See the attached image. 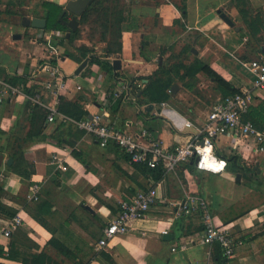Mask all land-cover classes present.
Here are the masks:
<instances>
[{"label": "crops", "instance_id": "crops-1", "mask_svg": "<svg viewBox=\"0 0 264 264\" xmlns=\"http://www.w3.org/2000/svg\"><path fill=\"white\" fill-rule=\"evenodd\" d=\"M27 1L37 6L42 2L61 6L59 18L65 16L66 21L74 16L66 7L76 0ZM247 1L254 11H264V0ZM235 2L186 0L183 16L179 0H125L119 52H109L108 43H92L83 37L69 43V32L0 21V68L19 77L16 86L0 75L1 220L13 218L9 214L16 212L22 220L18 233L23 239H34L39 254L53 240L63 245L68 253H60L65 259L61 264H106L104 254L117 264H224L218 244L201 243L202 213L186 214L177 206L195 194L206 200L216 224L230 229L235 238L233 264H264V199L248 204L253 193L264 196V153L258 151L253 138L227 134L215 139L216 156L222 161L240 157L236 167L230 163L225 171L214 174L198 170L190 161L156 180L153 172L132 164L117 147L102 148L92 134L42 118L58 109L59 98L64 97L89 118L99 116L103 124L127 134L147 131L144 144L154 141L164 148L184 145L225 98L203 71L191 76L200 65L210 67L242 93H251V106L264 102V89L254 90L248 68L250 62L264 60V48L254 51L248 43ZM34 9L41 14L36 18H42L45 9ZM219 11L233 20L234 27ZM15 35L21 39H14ZM82 51H90L89 57ZM90 56L106 59L114 75L91 63ZM50 61L58 63L62 74L58 80H52L47 72L46 68L53 66ZM161 69L167 71L164 77L171 78L173 92L164 103H153L144 91L162 76ZM23 81L34 95L22 87ZM122 85L129 90L121 98H108ZM36 106L42 109L38 114ZM186 122L193 126L186 127ZM25 164H29L30 177ZM35 184L40 186L39 200L30 201L28 195ZM152 188L157 189L159 198L146 217L131 222L128 232L116 236L105 249L96 250L105 229L118 216L120 202ZM42 202H47L50 210L38 211L36 206ZM165 234L172 238L165 240ZM14 244L13 238L0 236V263L19 264L7 258Z\"/></svg>", "mask_w": 264, "mask_h": 264}, {"label": "built area", "instance_id": "built-area-1", "mask_svg": "<svg viewBox=\"0 0 264 264\" xmlns=\"http://www.w3.org/2000/svg\"><path fill=\"white\" fill-rule=\"evenodd\" d=\"M253 75L254 90L264 89V64L261 61H252L248 64ZM47 72L52 80L62 77L59 68L48 66ZM49 87L52 84H48ZM10 91L17 93L18 89L10 88ZM80 90L81 87H78ZM128 86L122 85L121 88L108 96L116 100L128 91ZM253 103V96L249 92L239 93L225 97L216 104L207 117L204 127L198 134L192 136L184 145L172 148H164L158 142L144 144L142 138L148 136L147 131L140 135L132 136L121 130L103 124L99 116L75 120L53 109L47 116L48 123L57 120L60 123H67L78 129L92 134L102 148L108 146L118 147L124 152L132 164L147 165L151 169L162 167L165 173L174 171L178 166L187 162L194 161L196 168L200 171L218 174L225 171L227 162L220 160L214 151V141L219 136L235 134L241 138H253L257 149L264 153V130L255 127L251 121H244V115L249 112ZM190 122H186V127H192ZM214 167H218L215 170ZM40 186L35 184L31 187L28 199L38 201ZM159 198L156 188L147 191H140L129 200H123L119 204V214L105 229L104 237L95 245V249L100 251L108 247L109 243L118 235L126 234L133 221L142 220L148 211L156 204ZM180 211L190 214L196 211L202 213L204 233L201 238L202 244H218L224 252L225 263L233 264L235 256L236 241L230 229L218 226L209 211L208 204L201 196L190 194L185 201L177 203ZM3 202L0 200V208ZM22 220L15 216L8 220L0 218V236L9 239L13 232L20 227Z\"/></svg>", "mask_w": 264, "mask_h": 264}, {"label": "trees", "instance_id": "trees-1", "mask_svg": "<svg viewBox=\"0 0 264 264\" xmlns=\"http://www.w3.org/2000/svg\"><path fill=\"white\" fill-rule=\"evenodd\" d=\"M125 0H92L91 3L88 5V7L85 9L82 16L79 18V23L81 26L85 27L86 25H89L90 29V41L92 42L95 40L96 36H98L99 42H105L109 44V52H119L121 51L122 44L120 42L122 38V31H123V23L125 22ZM235 5L239 11V14L242 18V21L248 26L250 25L249 29H253L252 22L261 21L260 19H251L250 16L252 13H255L257 11H254V9L251 7V4L247 0H235ZM38 6H41L45 9L43 12L42 18L47 21L46 30H60L62 32H69L71 33V37L68 39L69 43L73 42L75 39H79L83 30L81 28H78L76 31H72L67 25H65L63 22L66 21V17L64 16L63 19H60L59 16L63 12V8L61 6L52 4L50 2H42L41 4H38ZM178 8L182 12L183 16L186 15V0H179ZM7 13H10L7 11ZM32 14L35 17H40L41 14L37 9L32 10ZM1 21V20H0ZM113 47V49H112ZM81 50H84L85 47L80 48ZM115 49V50H114ZM85 54L84 56L89 57L90 51L81 52ZM65 54H69L68 51L65 52ZM69 56L73 57V54H69ZM91 63H97L99 64L103 70H105L109 75H114L113 66L106 60V59H100L96 56H90ZM50 64L57 67L58 63L56 61H50ZM184 69L185 66H182ZM188 69V67H186ZM194 68V67H193ZM192 68V69H193ZM190 70V68H189ZM198 71H203L209 79L214 81L222 90L225 97L235 95L242 93L240 90L233 87L231 84H229L224 78H222L218 73H216L214 70H212L208 66L200 65L199 68L195 71L191 76H194ZM196 72V73H195ZM162 76H157L158 79H156L154 82L149 84L147 88L145 89V94L148 96V99L151 102L155 103H164L168 100L170 95L172 94V80L171 78L164 77L167 74V71L165 69H161L160 71ZM0 75L8 79V81L12 85H18L19 84V78L18 76H11L4 68H0ZM160 78H167V79H160ZM22 87L27 89V92L31 95H34V91L32 90V87L27 84V82H22ZM35 110L37 111V114L41 112L42 110L40 107H35ZM58 112L61 114H64L70 118H73L75 120H82L85 118H89V115L87 112L83 111V109L71 102H69L64 97L59 98V106H58ZM42 118L47 119V112L42 115ZM244 121H251L255 127L261 131L264 130V102H260L257 106H251L249 109V112L244 115ZM64 125V124H61ZM57 138V137H55ZM41 139H46L45 137H41ZM118 148V147H117ZM119 149V148H118ZM75 155H77L75 153ZM241 161V158L233 155L229 158V161L227 162V168L229 167L230 163H233V167H236L239 165ZM189 164V162L185 163ZM184 164V165H185ZM29 164H25L26 170L29 171ZM136 166L144 168V170L153 172V176L156 180H159L164 175V169L162 167H158L155 169L149 168L147 165L143 164H134ZM240 167V168H239ZM238 167V171L242 172L241 166ZM14 170V168H12ZM194 169H192L193 171ZM28 177L31 176V172H28ZM38 211H45L46 208L50 210V206L47 202L39 203L36 206ZM4 213V208H0V214ZM17 214L16 212H13L9 214L10 217H15ZM35 220L42 225H46L43 219L38 218L37 216L34 217ZM55 240L51 241L53 243ZM63 248V253H68V249L65 248L63 245H61ZM104 259L106 264H117L114 259L104 254ZM7 258L11 261H18L17 253L15 254L12 252V250L9 251L7 254ZM220 263H222V259L219 258L218 260ZM21 264H28V259H22L20 261Z\"/></svg>", "mask_w": 264, "mask_h": 264}, {"label": "rangeland", "instance_id": "rangeland-1", "mask_svg": "<svg viewBox=\"0 0 264 264\" xmlns=\"http://www.w3.org/2000/svg\"><path fill=\"white\" fill-rule=\"evenodd\" d=\"M124 4L125 1H124ZM38 7L37 4L32 1L27 0H0V20L16 24L21 26V21L23 17L32 18V11L34 8ZM127 9V7L125 8ZM9 11L10 13H7ZM260 19L261 21L252 22L253 29H249L250 25H246L242 20L241 24L245 28L246 35L248 37V43L251 45L252 49L254 51L261 52V49L264 48V11H259L256 13H252L250 16L251 19ZM245 25H244V24ZM83 32L81 34V38L89 40V34H90V27L89 25H86L85 27H80ZM96 39L93 41H97L98 36L95 37ZM64 41V40H63ZM73 43V42H71ZM94 43V42H92ZM264 64V60H262ZM260 182H263V179H259ZM253 200L250 203L256 204L260 203L264 199V196L261 193H253ZM249 201V200H247ZM19 228L13 232L10 239H14L15 241V249L14 253H17L18 261L17 263L21 264L20 261L22 259H28V264H61L63 263V260L61 259L60 253H63V248L61 244L54 241L53 243L49 244V246L45 247V249L39 254L36 250V241L32 239L31 237H27V239H23L21 237L19 232ZM20 237H19V235ZM19 240V241H18ZM18 243V244H17ZM4 264V263H0Z\"/></svg>", "mask_w": 264, "mask_h": 264}, {"label": "water", "instance_id": "water-1", "mask_svg": "<svg viewBox=\"0 0 264 264\" xmlns=\"http://www.w3.org/2000/svg\"><path fill=\"white\" fill-rule=\"evenodd\" d=\"M92 0H76V1H72L70 2L66 9L68 12L72 13L74 16L70 21H64L63 23L65 25H67L72 31H76L79 26V20L78 18H80L82 16V14L84 13L85 9L88 7V5L91 3ZM220 17L231 27H234L235 23L233 22V20L227 16L225 13L219 11L218 12ZM22 26L26 27V28H35V29H46L47 26V21L45 19L42 18H27L24 17L22 20ZM239 31V29H238ZM67 37H70V33H68ZM14 39H21V35H15ZM87 62H85L82 66H80L79 70H77V73H79L86 65ZM115 67L119 68V62H115ZM176 87L174 88L175 91ZM0 161H2V156L0 157ZM1 163V162H0ZM12 160H9L8 164H11ZM240 179V175L237 176V180ZM172 238L171 234H165L164 235V239L165 240H169Z\"/></svg>", "mask_w": 264, "mask_h": 264}, {"label": "bare ground", "instance_id": "bare-ground-1", "mask_svg": "<svg viewBox=\"0 0 264 264\" xmlns=\"http://www.w3.org/2000/svg\"><path fill=\"white\" fill-rule=\"evenodd\" d=\"M215 170H218V167H214Z\"/></svg>", "mask_w": 264, "mask_h": 264}]
</instances>
